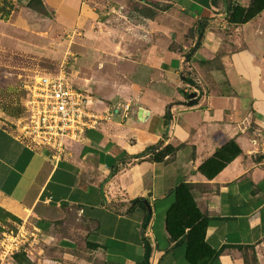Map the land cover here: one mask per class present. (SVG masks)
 Listing matches in <instances>:
<instances>
[{
    "label": "crops",
    "instance_id": "0c3cea01",
    "mask_svg": "<svg viewBox=\"0 0 264 264\" xmlns=\"http://www.w3.org/2000/svg\"><path fill=\"white\" fill-rule=\"evenodd\" d=\"M149 1L167 3L179 20L161 38L150 34L146 48L115 52L104 77L81 84L93 110L131 103L130 116L66 140L57 160L0 127V207L39 221L58 249L85 258L74 264H246L249 247L264 264V161L254 160L264 153V12L233 26L225 0ZM43 2L66 22L79 8V0ZM187 74L198 87L183 82ZM229 143L241 154L208 181L198 167ZM150 148L167 154L155 162ZM182 184L206 248L188 229L176 241L167 232Z\"/></svg>",
    "mask_w": 264,
    "mask_h": 264
},
{
    "label": "rangeland",
    "instance_id": "374dc122",
    "mask_svg": "<svg viewBox=\"0 0 264 264\" xmlns=\"http://www.w3.org/2000/svg\"><path fill=\"white\" fill-rule=\"evenodd\" d=\"M8 9L10 13L0 17V127L7 130L16 129L24 117L25 88L36 76L62 70L91 96L81 84L104 77L115 52L128 56L133 49L146 48L150 34L161 38L163 30L179 20L167 3L149 0H79L77 15L69 22L43 0H0V14ZM254 160L264 161V153H256ZM78 260L85 258L58 249L35 218H19L0 207V264Z\"/></svg>",
    "mask_w": 264,
    "mask_h": 264
},
{
    "label": "built area",
    "instance_id": "2783aa9c",
    "mask_svg": "<svg viewBox=\"0 0 264 264\" xmlns=\"http://www.w3.org/2000/svg\"><path fill=\"white\" fill-rule=\"evenodd\" d=\"M25 89V115L15 128L29 148H45L56 160L63 156L66 140H80L86 130L115 117L126 119L132 108L131 103H122L104 112L93 110L88 95L62 70L36 76ZM261 149L264 152V142Z\"/></svg>",
    "mask_w": 264,
    "mask_h": 264
},
{
    "label": "trees",
    "instance_id": "16d2710c",
    "mask_svg": "<svg viewBox=\"0 0 264 264\" xmlns=\"http://www.w3.org/2000/svg\"><path fill=\"white\" fill-rule=\"evenodd\" d=\"M5 1L6 0H1V3H4ZM225 4L227 23L233 26H243L264 12V0H250L247 7L239 5L235 6L231 0H225ZM10 10L11 9H8V13H1L0 17H6L10 13ZM198 31L199 36H201L203 30L198 28ZM186 61H189V56L186 58ZM183 82L185 84L198 87V85L189 78L188 74L183 78ZM179 91L182 95L187 97V95L183 92V89H180ZM231 146H234L235 151L229 155V148ZM148 151L153 155L152 160L155 162L161 161L167 154V150L155 153L154 149L150 148ZM240 154L241 151L236 147V145L234 143H229L200 165L198 167V172L208 181H211ZM190 190V185L186 184H182L175 189V200L166 217V229L171 241H176L181 238L185 230L188 229L186 237L190 240L192 235L196 236L200 247L206 248L203 241L204 231L202 222H199L196 217L199 212ZM238 249L242 248L239 247ZM244 251L246 264H258L255 251L252 247L244 248ZM148 254V244L144 243L145 259L148 258Z\"/></svg>",
    "mask_w": 264,
    "mask_h": 264
}]
</instances>
